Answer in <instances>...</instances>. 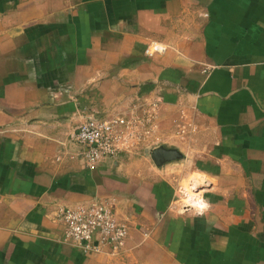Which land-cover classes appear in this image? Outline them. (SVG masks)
Instances as JSON below:
<instances>
[{
    "label": "crops",
    "instance_id": "1",
    "mask_svg": "<svg viewBox=\"0 0 264 264\" xmlns=\"http://www.w3.org/2000/svg\"><path fill=\"white\" fill-rule=\"evenodd\" d=\"M95 112L131 134L93 168L71 133ZM93 200L130 227L116 249L62 239L58 210ZM251 242L264 264V0H0V264H234Z\"/></svg>",
    "mask_w": 264,
    "mask_h": 264
},
{
    "label": "built area",
    "instance_id": "2",
    "mask_svg": "<svg viewBox=\"0 0 264 264\" xmlns=\"http://www.w3.org/2000/svg\"><path fill=\"white\" fill-rule=\"evenodd\" d=\"M155 45L146 54L162 52ZM129 123L121 116H103L91 113L72 130V140L80 147V154L88 166L97 167L105 160L116 157L130 136ZM193 203L203 206L201 197H192ZM191 209L195 206L186 205ZM57 220L64 228L63 241L85 252H101L104 248L123 245L130 235V227L121 221L114 205L108 200L80 203L72 208H61Z\"/></svg>",
    "mask_w": 264,
    "mask_h": 264
},
{
    "label": "rangeland",
    "instance_id": "3",
    "mask_svg": "<svg viewBox=\"0 0 264 264\" xmlns=\"http://www.w3.org/2000/svg\"><path fill=\"white\" fill-rule=\"evenodd\" d=\"M125 119L126 121L129 122V119H127L126 117ZM127 138L130 139V136H128ZM124 150H125V146L122 149V151ZM203 188H206V181H204L198 175H191V176L188 175L186 179L183 180V182H181V189L179 190L181 191L180 192L181 197L179 199V202L181 203V205H191L192 204L193 206L196 207L195 208L196 211H194L195 213L202 212L204 210V207L193 203L191 198L201 197L203 193L201 190ZM239 247L241 248L235 247L234 264H258L260 262L257 257L258 245L256 243L251 242L250 246L248 245L247 247H244V249L242 248L241 245Z\"/></svg>",
    "mask_w": 264,
    "mask_h": 264
},
{
    "label": "water",
    "instance_id": "4",
    "mask_svg": "<svg viewBox=\"0 0 264 264\" xmlns=\"http://www.w3.org/2000/svg\"><path fill=\"white\" fill-rule=\"evenodd\" d=\"M182 156L183 155L177 149L164 146L154 148L150 154L152 161L158 167L172 161L180 160ZM184 209L189 210V207L186 206Z\"/></svg>",
    "mask_w": 264,
    "mask_h": 264
}]
</instances>
